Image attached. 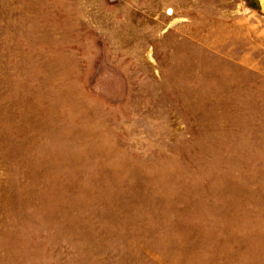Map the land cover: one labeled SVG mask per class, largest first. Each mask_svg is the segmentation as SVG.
<instances>
[{
    "label": "rangeland",
    "instance_id": "1",
    "mask_svg": "<svg viewBox=\"0 0 264 264\" xmlns=\"http://www.w3.org/2000/svg\"><path fill=\"white\" fill-rule=\"evenodd\" d=\"M0 264H264V0H0Z\"/></svg>",
    "mask_w": 264,
    "mask_h": 264
}]
</instances>
